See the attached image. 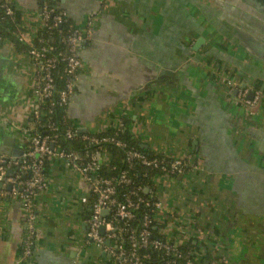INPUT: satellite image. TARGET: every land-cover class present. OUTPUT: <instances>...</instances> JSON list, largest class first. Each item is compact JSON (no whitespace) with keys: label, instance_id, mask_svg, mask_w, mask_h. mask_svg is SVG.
<instances>
[{"label":"crops","instance_id":"1","mask_svg":"<svg viewBox=\"0 0 264 264\" xmlns=\"http://www.w3.org/2000/svg\"><path fill=\"white\" fill-rule=\"evenodd\" d=\"M26 31L56 3L82 32V69L66 106L81 133L127 132L140 148L187 158L146 194L160 201V234L190 244L200 264H264V7L250 0H12ZM35 69L0 47V155L33 130ZM244 101L256 99L252 107ZM35 129V128H34ZM146 147H142V146ZM104 155V163L110 161ZM36 194L34 255L23 259L17 200H0V264H115L86 244L79 175L51 162ZM2 201V202H1Z\"/></svg>","mask_w":264,"mask_h":264},{"label":"built area","instance_id":"2","mask_svg":"<svg viewBox=\"0 0 264 264\" xmlns=\"http://www.w3.org/2000/svg\"><path fill=\"white\" fill-rule=\"evenodd\" d=\"M0 9L3 10L5 16H13L14 9L10 5L9 0H0ZM51 10L48 9L46 3L40 8L39 27L53 29L65 20L63 12L52 17L53 23L48 24ZM18 33L16 38L19 42L27 47L26 55L31 59L35 69V81L31 90L36 108L32 112L34 118L39 117L38 106L46 99L57 96V105L66 106L74 93L75 82L82 69V62L79 58V48L83 41L82 32L74 29L72 35L62 37V42L66 46L64 52H58L53 56H47L53 51V47L48 44V39H37L34 41L33 33L37 31H20L17 26ZM65 64V73L67 75L64 89L54 93L55 81L51 74V70L58 63ZM39 64L42 68L39 70ZM245 93L239 94L240 100L244 101ZM256 99L252 101H244L248 107H252ZM28 140L22 154L17 157H7L0 155V200L14 201L17 200L22 209L24 221V237L22 240V258L29 259L34 255L36 229V208L34 198L36 194H40L47 189V177L42 172V162L44 158L51 161L61 160L70 169L76 172L83 184L87 185V196L82 198L83 205H89L90 216L86 219L87 233L85 235L86 244L107 254L115 264H146L141 260L138 253L140 248H151L155 251H161L174 259H181L185 264L197 263L192 251L182 252L179 250L178 244L168 240L150 239V232L147 229L150 221L145 216L140 231L135 233L129 231L128 242L129 250H125L121 242V236L124 229L118 225V221H127L132 218V210L134 204L125 197L124 202H118L116 198V189L120 185L130 184L131 180L126 177L125 173H121L118 179H107L98 175V169L106 154L98 153L101 144H113L114 146L125 151V159L127 162L131 160L138 161L141 165L158 169L161 175L175 176L186 173L191 164L187 158H169L163 155V160L157 158L148 159L142 153L126 148L125 143L117 140L114 136H100L99 133H88L87 139L90 144L96 146L95 151L86 152L84 157L75 152H60L53 147V142L47 136L32 135L33 130L18 128ZM34 129V128H33ZM73 133L66 132V137L71 138ZM158 153V152H156ZM86 158V162H82ZM100 158V162L98 159ZM9 187V189H8ZM133 192L132 194H136ZM150 201L145 204L151 207L153 217L160 211L162 204L152 195ZM90 198H94L90 201ZM1 201V202H2ZM106 212V215H102ZM110 216L109 219H106ZM103 227L104 232L100 234ZM108 242V245L105 243ZM164 264H169L166 262Z\"/></svg>","mask_w":264,"mask_h":264},{"label":"trees","instance_id":"3","mask_svg":"<svg viewBox=\"0 0 264 264\" xmlns=\"http://www.w3.org/2000/svg\"><path fill=\"white\" fill-rule=\"evenodd\" d=\"M10 5L14 9L13 16H5L2 9H0V47L4 42H9L17 53H26L27 47L19 42L16 38L18 33L17 26H21V17L19 16L14 3L9 0ZM2 1H0V4ZM51 10L48 24L53 23L52 17L62 13L57 8L56 3L51 1L44 2ZM43 3V4H44ZM41 4V6L43 5ZM73 25L65 18L59 25L53 29L40 27L35 33H33L34 41L37 39H48V44L53 47V51L48 53L47 56H53L58 52H64L66 46L62 42V37L72 35L74 31ZM19 30L24 31L23 28ZM42 68V64H39V70ZM51 74L55 81L54 93H57L64 89L67 75L65 73V64L63 62L58 63L55 68L51 70ZM57 103V96L54 95L50 99L43 100L38 106L39 117L34 118L32 115L29 120L34 125L32 135L47 136L52 142L56 151L60 152H75L84 157L86 152L95 151L96 146L90 144L87 139L83 137L88 136V133H81L76 130L72 123L66 117V106H59ZM71 131L73 133L71 138L66 137V132ZM100 136H114L117 140L125 143L127 150L134 149L142 153L146 158H157L163 160V154L156 153L154 151L140 148V145L134 140L127 132L122 129L115 130L110 129L103 133H99ZM100 155L108 154L111 158L108 163H102L98 169V175L107 179H118L121 173H125L126 177L131 180L130 184L120 185L116 189V198L118 202H124L125 197H129V200L134 204L135 208L132 210V218L127 221H118V225L124 229L121 236V242L125 250L130 249L128 242L129 231L137 233L142 228L143 219L148 217L150 223L147 226L150 232V239L154 240H166L159 232L160 226L156 223L153 217L150 206L145 204L146 201H150V194L144 193L145 188H151L154 178L161 175L160 170L151 167L141 165L138 161L131 160L127 162L125 159V151L114 146L113 144H101L98 149ZM165 159V158H164ZM51 160L47 157L42 162V172L47 176ZM82 162H86V158H83ZM174 176V175H173ZM176 176V175H175ZM139 191L136 194H132ZM94 198H90L92 201ZM84 211L86 219L90 216V208ZM107 216L106 219H109ZM179 250L182 252L192 251V246L188 243L180 245ZM138 253L141 260L146 264H185L184 260L171 258L170 255L161 251H155L151 248H140ZM200 264V263H194Z\"/></svg>","mask_w":264,"mask_h":264},{"label":"water","instance_id":"4","mask_svg":"<svg viewBox=\"0 0 264 264\" xmlns=\"http://www.w3.org/2000/svg\"><path fill=\"white\" fill-rule=\"evenodd\" d=\"M251 1V3L253 4V5H255V6H260V7H264V0H250ZM142 147H146L145 145L144 146H142ZM22 154V151H15V152H13L11 155L13 156V158H17V157H19L20 155ZM98 161L100 162L101 160H100V158L98 159ZM8 189H9V187H8ZM147 192V188H145L144 189V193H146ZM103 216L104 215H106V212H102L101 213ZM103 232H104V229H103V227L100 229V234H103ZM106 245H108V242H106L105 243Z\"/></svg>","mask_w":264,"mask_h":264},{"label":"rangeland","instance_id":"5","mask_svg":"<svg viewBox=\"0 0 264 264\" xmlns=\"http://www.w3.org/2000/svg\"><path fill=\"white\" fill-rule=\"evenodd\" d=\"M81 187H82L83 190H85V191L87 190V185L86 184H81Z\"/></svg>","mask_w":264,"mask_h":264}]
</instances>
